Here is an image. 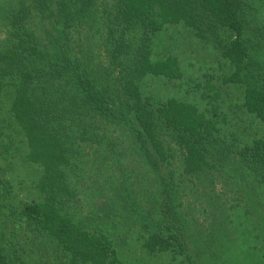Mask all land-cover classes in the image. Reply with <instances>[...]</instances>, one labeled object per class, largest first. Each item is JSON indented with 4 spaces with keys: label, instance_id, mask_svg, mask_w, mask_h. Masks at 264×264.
I'll use <instances>...</instances> for the list:
<instances>
[{
    "label": "rangeland",
    "instance_id": "1",
    "mask_svg": "<svg viewBox=\"0 0 264 264\" xmlns=\"http://www.w3.org/2000/svg\"><path fill=\"white\" fill-rule=\"evenodd\" d=\"M120 7L121 0H95L85 20L66 27L65 15L56 4L48 9L36 5L27 26L50 53L80 59L98 89L126 111L124 86L134 75L132 53L142 28L126 25ZM240 15L249 52L246 78L262 87L264 0H242ZM4 37L0 15V46ZM229 39L228 31L210 17H206L203 37L185 23L166 24L153 35V58L177 57L183 76L135 78L143 96L155 106L175 97L195 103L218 120L217 130L204 139L211 164L193 176L184 170L171 128L160 130L171 147L170 160L156 164L129 122L71 101L76 91L71 74L58 73L52 82L37 83V94L58 102L50 125L70 134L69 171L77 195L66 210L87 226L112 233L127 264H190L188 255L195 264H264V169L243 154L248 143L264 136V123L242 107L246 84L224 80L234 71L222 56ZM13 97V89L0 97V174L5 181L0 193V250L11 254L18 250L29 264H75L53 240L29 230L21 218L25 201L43 199L37 186L42 167L28 159L27 138L10 109ZM168 185L177 220L184 226L183 255L152 253L144 246L162 218L161 200Z\"/></svg>",
    "mask_w": 264,
    "mask_h": 264
},
{
    "label": "trees",
    "instance_id": "2",
    "mask_svg": "<svg viewBox=\"0 0 264 264\" xmlns=\"http://www.w3.org/2000/svg\"><path fill=\"white\" fill-rule=\"evenodd\" d=\"M94 2L31 0L27 3L19 0L15 3L0 0L5 33L0 46V97L7 90H14L10 108L12 116L27 138L28 159L42 167L37 186L43 199L25 201L20 209L27 228L53 240L75 264H127L120 256L112 233L103 227L87 226L66 210V204L77 195L69 171L72 165L70 134L50 125V114L58 102L37 94V83L39 85L41 79L52 82L58 73L61 76L71 74V85L76 90L71 101L89 105L101 115L120 117V121L129 122L134 135L156 164L170 160L171 147L160 130L162 126L171 128L183 158L184 170L191 176L211 164L204 139L206 134L217 130L218 120L187 100L173 97L155 106L150 97L143 96L135 78L150 74L169 79L183 76L177 57L153 58V35L162 31L166 24L185 23L197 36L203 37L206 17H210L230 34L228 43L222 48V56L229 60L234 71L224 80L246 84L242 107L263 123L264 85L257 86L246 78L249 52L245 43L246 25L240 15L242 0H121L122 21L128 26H140L142 34L132 53L134 75L124 86L127 110H120L108 94L98 89L80 59L50 53L40 44L36 32L27 26L28 16L36 5L48 9L49 5L56 4L60 13L65 15L67 27L73 25L72 21L85 20ZM208 88L213 85L208 84ZM243 154L251 163L264 169V136L255 137L244 147ZM3 187L5 181L0 174V193ZM174 204V194L168 185L161 200L162 218L155 222V228L144 242L149 252L186 253L184 226L177 220ZM188 260L195 264L190 255ZM0 264L29 263L18 250L14 254L0 250Z\"/></svg>",
    "mask_w": 264,
    "mask_h": 264
}]
</instances>
